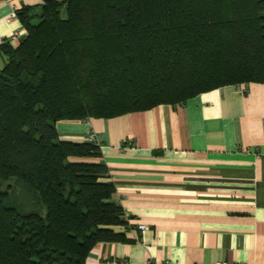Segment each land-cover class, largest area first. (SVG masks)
Wrapping results in <instances>:
<instances>
[{"label":"trees","instance_id":"trees-1","mask_svg":"<svg viewBox=\"0 0 264 264\" xmlns=\"http://www.w3.org/2000/svg\"><path fill=\"white\" fill-rule=\"evenodd\" d=\"M16 14L26 35L0 44V264H85L130 225L107 167L73 160L99 145L55 124L264 83V0H46ZM10 179L44 214L9 204Z\"/></svg>","mask_w":264,"mask_h":264},{"label":"crops","instance_id":"crops-1","mask_svg":"<svg viewBox=\"0 0 264 264\" xmlns=\"http://www.w3.org/2000/svg\"><path fill=\"white\" fill-rule=\"evenodd\" d=\"M45 1L0 0V44L22 28L18 9ZM87 126L101 155L73 160L107 167L130 226L126 240L95 244L85 264H264V83L55 124L72 142L85 141Z\"/></svg>","mask_w":264,"mask_h":264},{"label":"rangeland","instance_id":"rangeland-1","mask_svg":"<svg viewBox=\"0 0 264 264\" xmlns=\"http://www.w3.org/2000/svg\"><path fill=\"white\" fill-rule=\"evenodd\" d=\"M35 12L38 13L39 9H37ZM38 20V17H35L33 19V22L36 23L38 22ZM7 184H13L10 191L9 204L15 205L23 211L38 210L39 212L44 214V209L35 204L29 193L23 188L22 184H16L15 182L12 183V179L5 182L4 186H6Z\"/></svg>","mask_w":264,"mask_h":264},{"label":"built area","instance_id":"built-area-1","mask_svg":"<svg viewBox=\"0 0 264 264\" xmlns=\"http://www.w3.org/2000/svg\"><path fill=\"white\" fill-rule=\"evenodd\" d=\"M14 14H16V12ZM25 35H26V30L24 29V27H22L21 29H17L15 31H13L11 33L9 39L12 41H18L20 38L24 37ZM85 140L92 142L96 145H99V147H100V144H99L98 139H97V135H96L95 131L90 126H87V132H86ZM125 218H127V220H128L129 219L128 215L125 214ZM137 227L139 230H143L146 228V225L145 224H138ZM149 263L153 264L151 260H149ZM162 264H175V263H172L169 260H165ZM214 264H234V263H229L227 261L221 260V261H216Z\"/></svg>","mask_w":264,"mask_h":264}]
</instances>
